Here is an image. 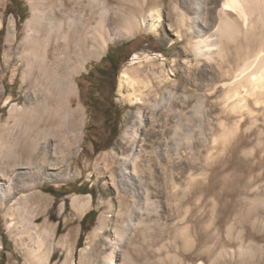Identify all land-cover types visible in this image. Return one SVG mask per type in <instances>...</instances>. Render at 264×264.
I'll use <instances>...</instances> for the list:
<instances>
[{
    "label": "rangeland",
    "instance_id": "rangeland-1",
    "mask_svg": "<svg viewBox=\"0 0 264 264\" xmlns=\"http://www.w3.org/2000/svg\"><path fill=\"white\" fill-rule=\"evenodd\" d=\"M130 1L108 3L126 13ZM159 1L151 3L160 10L157 31L142 28L131 37L111 40L103 54L75 76L73 106L80 110L82 134L61 171L52 170L55 176L50 179L45 174L37 179L27 161L16 169L9 159L0 164V182L11 195L0 201V257L5 256L0 264H34L36 258H48L43 264H101L105 240L118 232L126 237L115 264H211L209 249L215 237L229 238L227 247L235 253L242 245L249 246L247 254L223 256V262L264 264V90L252 92L250 86L236 83L253 71L256 56L264 53L263 24L248 28L234 9H221L224 0L214 9L202 0L200 20L212 31L200 42L179 24L182 11L192 15L189 9L180 0ZM30 17L29 0H0V89H6L0 97V138H5V144L13 132L16 135L27 126L15 124L10 109L27 106L20 43ZM229 21L234 23L233 36L226 28ZM12 22L17 41L7 53ZM123 44L128 45L124 57L129 59L121 65L113 92V74L101 85L98 71L109 67L103 61L108 52ZM76 63L72 57L70 64ZM247 64L252 67L241 74ZM126 70L140 82L133 97L160 99L172 90L179 99L188 97L185 104L174 101L170 112L146 108L120 89ZM201 102L206 110L203 116L197 112ZM110 104L115 105L112 113L107 112ZM139 109L149 119L130 170L134 168L141 181L139 191L145 196L141 200L136 190H126L120 176L121 157L130 151L121 144V136ZM6 146L0 147V154L9 158ZM14 170L21 172L20 178ZM62 170L69 172L66 181ZM90 190L92 194H84ZM74 196L90 199L87 212L75 211ZM91 210L98 213L97 221L80 247V221ZM137 214L143 219L137 220ZM131 216L134 226L129 227ZM102 217L106 228L94 243ZM31 232L42 234L39 248ZM163 243L166 248L160 250Z\"/></svg>",
    "mask_w": 264,
    "mask_h": 264
},
{
    "label": "bare ground",
    "instance_id": "bare-ground-1",
    "mask_svg": "<svg viewBox=\"0 0 264 264\" xmlns=\"http://www.w3.org/2000/svg\"><path fill=\"white\" fill-rule=\"evenodd\" d=\"M201 1L180 0L182 7L189 9L192 15H188L185 10L182 11L179 24L196 38H199L200 42H204L210 37H204V35L206 32L212 31V26H207L200 20ZM219 1L208 0L212 9L216 8ZM29 2L31 17L25 23V36L20 43L24 51L20 59L25 64L22 80L23 83L28 84L27 106L25 108L13 107L10 109V119L15 124L24 122L27 126L20 127L16 135L13 132L8 144L3 142L4 137L0 138V147L4 145L10 147L9 158L8 154H0L2 161H0V164L9 159L10 165L16 169L17 166L27 161V164L33 169L35 178L39 179L38 177L45 174L50 179L52 175L55 176L52 173L54 170L58 171L59 169L61 171L60 169L63 168L74 148L80 144L82 134L80 119L78 120L80 110L73 106V98L77 92L75 76L86 69V64L92 58L100 57L111 40H122L123 37H131L142 28L157 31L161 26V16L158 5H153L154 3L151 5L152 0H131L132 7L126 13L123 12L122 8L110 6L108 0H29ZM147 7H149L148 10H146ZM221 9H230L228 11L234 9L242 17L245 25H248V28L256 23H262L264 27V0H224ZM226 24V28L231 32L230 35L233 36L234 23L229 21ZM235 25L234 27H237ZM1 28L2 21L0 20ZM226 28L224 26V29ZM16 41V28L12 22L7 37V53L13 51V45ZM72 57L76 58V64H70ZM255 61L257 65H255L253 71L245 73L252 67L251 64H247L241 73H245V75L237 79L236 83L238 87L239 85L250 86L252 92L255 91V88L262 92L264 90V53L258 54ZM16 73L17 68L13 70V81L16 79ZM138 83L140 82L132 77L131 72L127 70L122 72L120 89L130 92L128 97L135 98L136 101L152 111L170 112L174 101L185 104L188 98L184 96L179 99L176 92L172 90H169L168 94L163 95L160 99L151 100L147 97H133L136 85H139ZM258 89L257 91H259ZM5 91L4 87L0 89V97L4 95ZM237 92L234 91L235 94L239 95ZM10 99H8V102ZM205 111V105L201 102L197 112L200 116H203ZM148 119L146 112L142 109L137 110L133 118L127 122L121 136V144L124 147H129L130 151L121 157L120 176L122 182L128 186L126 190H136L140 200L145 197L143 196L144 193L139 191L140 188L142 189L141 181L135 177L134 168L133 170H130V168H132L137 158L141 142L145 140L144 126ZM150 123H152V119ZM14 171L16 172H13L15 177H19V173L21 175V172ZM62 171L61 174H64V176H61L62 180L66 181L69 178L67 177L69 172ZM57 175L58 173H56ZM0 191V201L8 200L11 196L8 187L6 188L2 182H0ZM90 204V199L84 200L78 196L73 198V206L78 213L87 212ZM137 218L139 220L142 217L137 214ZM133 220V217L132 219L129 217L127 226H134ZM105 228L106 219L102 217L94 232V243L98 233ZM34 232H31L29 236L36 238L37 247L39 248L42 234ZM114 236V238H107L104 242L101 264H115L116 258L122 256V245L126 235L118 232ZM213 239H216V241H213L214 244H211L209 249L212 254L211 264H229V262L231 264V261L223 262V256L233 257L236 253L241 256L245 251L247 254L249 246L244 248L242 245L235 253L234 250L227 247V242L230 241L229 238L226 241H219V237ZM165 245V243L161 244L160 250L165 249ZM36 251L34 249L30 251V254L34 255ZM47 260L48 258L44 260L36 258L34 264H43Z\"/></svg>",
    "mask_w": 264,
    "mask_h": 264
},
{
    "label": "trees",
    "instance_id": "trees-1",
    "mask_svg": "<svg viewBox=\"0 0 264 264\" xmlns=\"http://www.w3.org/2000/svg\"><path fill=\"white\" fill-rule=\"evenodd\" d=\"M2 32V31H1ZM127 44H123L121 46H117L114 48V50L109 51L107 56L103 58V61L109 63L108 68H104L101 71H98L101 75V85L106 84V80H109L112 77L113 74V92L116 91V77L118 72L121 69V65L125 64L129 58H125V50L127 48ZM91 73H89L90 75ZM90 102H91V96ZM114 102V100H112ZM91 103H89L90 105ZM94 102L92 101V106H94ZM91 106V105H90ZM115 108L114 104H110L107 108V112L112 113ZM48 193H50L52 196H58L56 194V191L48 190ZM84 194H92V191L84 192ZM98 213L95 210L89 211L80 221L81 229H82V234L79 239V246L81 247V244L84 241L85 234L89 232L94 226L97 221ZM5 258V256L2 257V260Z\"/></svg>",
    "mask_w": 264,
    "mask_h": 264
},
{
    "label": "crops",
    "instance_id": "crops-1",
    "mask_svg": "<svg viewBox=\"0 0 264 264\" xmlns=\"http://www.w3.org/2000/svg\"><path fill=\"white\" fill-rule=\"evenodd\" d=\"M88 212H89V211H88ZM83 217H84V216H83ZM2 261H3V260H2V258L0 257V263H2Z\"/></svg>",
    "mask_w": 264,
    "mask_h": 264
}]
</instances>
